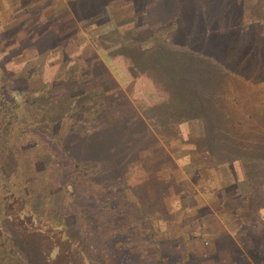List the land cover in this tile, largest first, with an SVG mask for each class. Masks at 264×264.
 Instances as JSON below:
<instances>
[{
    "label": "rangeland",
    "instance_id": "374dc122",
    "mask_svg": "<svg viewBox=\"0 0 264 264\" xmlns=\"http://www.w3.org/2000/svg\"><path fill=\"white\" fill-rule=\"evenodd\" d=\"M260 6L264 0H0V87L15 104L13 128L24 131L19 146H34L39 168L63 140L101 187L123 190L126 200L108 211L104 193L79 190L81 180L79 202L67 197L61 211L92 242L120 244L115 264H264ZM93 12L95 25L78 20ZM151 35L157 42L142 48ZM98 44L149 70L167 106L165 98L150 106L139 73H108ZM168 45L172 59L159 61ZM188 92L207 98L213 116L174 104ZM61 161L47 179L67 196Z\"/></svg>",
    "mask_w": 264,
    "mask_h": 264
},
{
    "label": "trees",
    "instance_id": "16d2710c",
    "mask_svg": "<svg viewBox=\"0 0 264 264\" xmlns=\"http://www.w3.org/2000/svg\"><path fill=\"white\" fill-rule=\"evenodd\" d=\"M105 3H102L100 8ZM191 3L188 2V5ZM191 6L192 4L189 7ZM263 10L264 6H260V9L256 11L262 14ZM93 14H96V12L81 15L78 17V20L81 23L87 21L88 26L95 25V21L93 22V18H91L94 17ZM74 24L71 23L69 26ZM167 34L160 36V38H164L163 40H165L172 36H166ZM158 38L151 35L149 36L148 43L144 47H140H150L157 42ZM174 44L179 46L176 42ZM169 47L171 46L168 45L162 51L159 50L161 51L158 52L159 61L166 60V58L167 60L172 59V52L166 51ZM96 49L102 54L103 62L106 64L109 69L108 73L111 75L121 76L123 74L125 77L130 76L132 78L138 73L141 75L139 79L142 81L141 84L145 91V97L149 104H151L150 106L152 104H162L164 98L167 100L163 90L159 87V83H157L158 81L155 80V77L149 70H138V68L132 67V64L119 51H108L99 44ZM192 71L199 73L201 67ZM191 79L192 77L189 76L185 82L188 83ZM195 83L196 81H193L189 87L193 89ZM194 96L193 92H188L184 97L180 96L181 98L174 96L173 102L175 105H179V108L182 110L184 107L195 105H201L205 109L206 105L209 104L207 98L204 100L197 98L195 100ZM168 103L169 101L167 100L163 104L167 106ZM14 109L15 104H10L4 98L0 87V264L117 263L114 256V248L117 250L120 244L117 245L109 237H103L100 240V244L92 242L90 234L84 233L82 235L77 232L72 223L65 220L61 211L66 207V203L69 202L67 201V197L74 202H79V199H75L78 191V186L76 187V185L81 180H83L81 182L83 185L80 183L79 190L83 189L85 192L91 191L89 189V186H91L94 192L104 193L105 201L100 204V207L108 211L117 205L118 200H126L123 197V190L116 191L114 187H101L97 181L88 175L85 167L79 160H76L70 147H66L63 140L62 145H60L61 148L55 144L54 152L47 150L46 153H43L47 154V162L41 164L38 168L37 160L39 158H34L30 155L34 146L29 145L24 148H20L19 146L18 138L24 135V131L13 128L16 124L11 119ZM206 111H208L207 115L213 116V110L211 111L210 105H208L204 112ZM183 114L185 113L181 114L182 117ZM215 120L217 121V118ZM77 126L80 128L79 125ZM216 135L219 136L218 134ZM56 137L59 138L57 135ZM214 140L217 142L216 137H214ZM41 145L46 147V141L41 142ZM94 150L98 152L101 149ZM61 159L68 160L66 161L67 167L69 163L72 164L71 168H63V173L69 175L66 176L68 181L67 196L65 194L57 195L54 191H51L49 189V179H47L49 175L48 167L51 165L54 168L56 163H62ZM87 160L90 161L92 159H85L83 163ZM76 170L78 173L73 174ZM93 185H96L95 188ZM140 215L142 216L141 213ZM94 228L97 227L94 226ZM125 239L123 237L120 241L122 248V242ZM141 264L145 263L142 261Z\"/></svg>",
    "mask_w": 264,
    "mask_h": 264
}]
</instances>
